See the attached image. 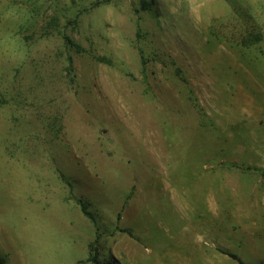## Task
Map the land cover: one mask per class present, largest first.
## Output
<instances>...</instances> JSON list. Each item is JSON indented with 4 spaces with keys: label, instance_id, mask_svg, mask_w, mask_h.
<instances>
[{
    "label": "rangeland",
    "instance_id": "rangeland-1",
    "mask_svg": "<svg viewBox=\"0 0 264 264\" xmlns=\"http://www.w3.org/2000/svg\"><path fill=\"white\" fill-rule=\"evenodd\" d=\"M246 167L264 0H0V264H264Z\"/></svg>",
    "mask_w": 264,
    "mask_h": 264
},
{
    "label": "trees",
    "instance_id": "trees-1",
    "mask_svg": "<svg viewBox=\"0 0 264 264\" xmlns=\"http://www.w3.org/2000/svg\"><path fill=\"white\" fill-rule=\"evenodd\" d=\"M142 4L145 5V6L148 5L145 2H143ZM245 170H250V171L258 172L259 174H263L264 175V169H259V168H256V167H246ZM79 205H80L81 212L85 216H88V218L92 219V215L87 211L86 206L81 201H79ZM230 257H232L235 260L237 259V257H235L234 255H230ZM238 262H240V261H238Z\"/></svg>",
    "mask_w": 264,
    "mask_h": 264
}]
</instances>
